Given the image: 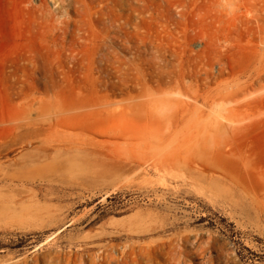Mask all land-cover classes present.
Segmentation results:
<instances>
[{
	"label": "rangeland",
	"instance_id": "obj_1",
	"mask_svg": "<svg viewBox=\"0 0 264 264\" xmlns=\"http://www.w3.org/2000/svg\"><path fill=\"white\" fill-rule=\"evenodd\" d=\"M0 264H264V0H0Z\"/></svg>",
	"mask_w": 264,
	"mask_h": 264
},
{
	"label": "bare ground",
	"instance_id": "obj_2",
	"mask_svg": "<svg viewBox=\"0 0 264 264\" xmlns=\"http://www.w3.org/2000/svg\"><path fill=\"white\" fill-rule=\"evenodd\" d=\"M114 117V116H113ZM112 117V118H113ZM112 118H111V120H112ZM115 118V117H114ZM118 118V117H117ZM121 119V118H120ZM114 120V119H113ZM112 120V121H113ZM116 120V119H115ZM119 121V120H118ZM131 132V131H130ZM121 133H122V131H121ZM128 133V132H127ZM126 133V134H127ZM118 134V133H117ZM116 134V135H117ZM123 134H125V133H123ZM123 134H121V135H123ZM132 134V133H131ZM120 135V134H119ZM129 135V134H128ZM123 136H125V135H123ZM110 152V154H112V160H114V162L118 159H121V155L119 156V154H117V153H114V152H112V151H109ZM215 155H218V157L217 156H215ZM231 157V154H229V153H226V152H224V151H221V150H217V151H215V154H214V158L212 159V160H215V161H208V162H203V163H201V164H199V163H188V164H185V166L189 169V172L190 173H192V172H195V171H197V172H199L202 176H210V177H213L214 175H215V173L217 172V171H220L221 172V174L223 175V177L225 178V179H229L230 177L227 175V173L225 172V170H224V168H223V166L221 165V163L223 162V161H225V160H228L229 158ZM123 158V157H122ZM216 158V159H215ZM126 160L125 161H127V158H125ZM122 160V159H121ZM129 160V159H128ZM131 161V160H130ZM150 162V161H149ZM146 163H148V162H146ZM137 164V163H136ZM145 165H147V164H145ZM245 165H246V162H245ZM148 166L149 167H151V169H154L156 166L153 164V165H149L148 164ZM143 167V166H142ZM142 167H141V170H142ZM246 167H247V165H246ZM139 170V169H138ZM147 170V169H146ZM196 172V173H197ZM147 173V172H146ZM229 180H231V179H229Z\"/></svg>",
	"mask_w": 264,
	"mask_h": 264
}]
</instances>
